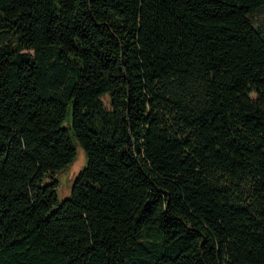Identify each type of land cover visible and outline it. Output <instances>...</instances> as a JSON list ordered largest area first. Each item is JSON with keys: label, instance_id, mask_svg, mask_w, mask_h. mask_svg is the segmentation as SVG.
<instances>
[{"label": "trees", "instance_id": "trees-1", "mask_svg": "<svg viewBox=\"0 0 264 264\" xmlns=\"http://www.w3.org/2000/svg\"><path fill=\"white\" fill-rule=\"evenodd\" d=\"M262 10L0 0V264H264Z\"/></svg>", "mask_w": 264, "mask_h": 264}, {"label": "rangeland", "instance_id": "rangeland-1", "mask_svg": "<svg viewBox=\"0 0 264 264\" xmlns=\"http://www.w3.org/2000/svg\"><path fill=\"white\" fill-rule=\"evenodd\" d=\"M255 25L264 29V10H262L258 15L255 16ZM109 107V98L107 96L103 97ZM71 122V115L68 116L67 120L64 122V126L68 127ZM87 158L83 148L79 143H76V156L72 162H70L62 170L56 172L52 176L46 177L44 184L52 180L57 181V197L58 201L62 202L64 199L71 195L72 187L74 181L79 174V172L86 166Z\"/></svg>", "mask_w": 264, "mask_h": 264}]
</instances>
